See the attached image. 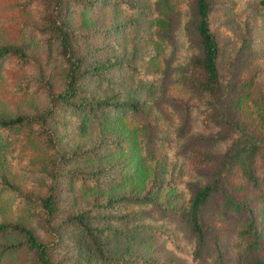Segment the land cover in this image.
Here are the masks:
<instances>
[{
  "label": "rangeland",
  "instance_id": "obj_1",
  "mask_svg": "<svg viewBox=\"0 0 264 264\" xmlns=\"http://www.w3.org/2000/svg\"><path fill=\"white\" fill-rule=\"evenodd\" d=\"M23 1L0 0V44L21 46L34 60L20 69L13 67L8 60L3 61L0 68L2 117L30 114L44 105L43 94L16 92L19 86L36 78L38 73L43 76L50 74L55 91H60L63 86L64 66L56 53V44H43L36 32L40 27L41 8L35 1L30 2L29 6H24ZM152 2L153 0H93L91 5L82 9L74 0L68 15L69 24L88 51L91 60L121 61L120 68L111 69L112 73L99 87L95 83L87 84V87L96 95L112 96L118 101L137 98L145 103L146 109L152 114L155 138L159 137V140L155 143L151 158L146 161L142 158L141 152L144 150L145 153L143 136L137 132L131 138L128 133L135 125L128 115L120 127L108 130L100 124L81 123L75 115L60 114L59 124L54 125L53 130L57 147L66 155L73 150L95 147L106 156L100 162L81 163L73 167L93 169L100 189L114 188L113 193L106 194L125 198L117 201L113 208L106 207L101 210L104 212L101 217H105L101 224L108 230L114 228L135 238L127 244L122 238H111L109 249L113 244H118L119 251H123L120 255L126 256L125 261L131 259L133 264H197L189 257L193 240L182 212L187 204V184L206 182V176L199 171L211 164L202 155L201 148H192L184 142L191 136L220 132L222 128L205 118L199 108L194 106L198 100L190 97L184 90L181 79V73H185L190 57L196 53L184 30V24L189 18L191 0H174L178 19L171 33V42L159 41L154 36L155 14ZM254 2L256 0H214L211 11L212 29L220 50L218 65L222 81L225 84L229 82L231 89L246 81L251 83L250 95L243 101L241 108L243 114L252 117L254 108L250 98L256 93L264 97V12H258L251 17L249 31L244 39L242 19L251 10ZM127 64L137 67L138 72L129 70L125 66ZM163 70L164 94L186 100L193 106L185 125L186 131H180L179 134L176 133V128L181 125L182 110L158 101V109L162 111V115H159L153 107L154 99L159 96ZM143 73L153 76L143 79ZM20 133L0 138V176L12 184L11 189L0 192V220L21 221L33 225L28 222L27 204L20 194L40 193V171L50 152L43 145L34 147ZM130 138L135 143L133 152L142 156V161H139L140 171L134 173V176V161L130 163L131 166H126L131 153L128 146L131 143ZM135 138L142 140V143L138 144ZM117 148H122L123 152L115 151ZM205 149L208 152H219L222 146H207ZM129 173H132V184L125 185L127 182L123 184L119 177ZM232 185L236 198L251 206L259 223L261 242L251 259L258 257L261 264H264V184L255 188L235 177ZM130 187L137 192L130 191ZM148 189V198L156 193L151 198L164 207L161 210L163 212L151 207L149 203L129 199L134 197L132 193L141 195ZM100 196L98 203L102 206L110 205L103 203L106 195ZM92 198V194L82 193L75 184L64 180L61 200L58 203L59 219L91 208ZM212 204L208 203L204 208L205 218L218 231L226 251L223 254L224 264H229L230 257L236 259L244 254L241 247L243 242L236 236L242 218L235 215L220 217ZM165 207L181 210V215L180 212H170ZM95 210L91 208L89 213L94 215L98 212L99 216L102 215V212ZM133 213H137L138 218ZM64 231L59 246L55 248L58 264H106L95 260L82 243L76 242L78 236L71 227ZM34 232L40 240L46 239L36 228ZM12 240L10 237L6 241ZM208 251L205 261L213 264L214 254L210 248ZM0 264H30L29 256L23 250H11L1 255Z\"/></svg>",
  "mask_w": 264,
  "mask_h": 264
},
{
  "label": "trees",
  "instance_id": "obj_2",
  "mask_svg": "<svg viewBox=\"0 0 264 264\" xmlns=\"http://www.w3.org/2000/svg\"><path fill=\"white\" fill-rule=\"evenodd\" d=\"M33 1L40 6L42 12L40 27L36 32L43 44L49 45L52 42L56 44V53L63 62V86L60 91H55L50 74L43 76L38 73L36 78L19 86L16 92L43 94L44 105L30 114L0 116V138H7L9 134L23 131L20 134L25 136V139L34 147L43 145L50 152L47 160L43 161L44 166L40 171L42 174L40 193L20 194L27 204L28 222L33 225H27L21 221L0 220V257L11 250L20 249L27 252L30 264H58L55 259V248L59 246L64 230L71 227L77 233L76 242L82 243L95 260H101L106 264H133L131 259L125 261L126 256L120 255L123 251H119L118 244H113L109 249V242L111 238H122L127 244L135 237L130 234L124 235L122 231L114 228L108 230L101 224V220L105 218L101 217L104 214L101 210L106 207L113 208L117 201L125 200V198L106 194L113 193L114 188L100 189L93 169L73 167L81 163L100 162L106 159V156L95 147L73 150L68 155L64 154L57 147L53 129L54 125L59 124L58 115L60 114L75 115L81 123L100 124L108 130L120 127L128 115L135 124L128 132L131 138L134 136L133 133L138 132L145 140L143 141L145 153L144 150L141 152L143 157L133 152L134 140L130 138L131 143L128 144L131 153L128 155L126 166H131L130 163L134 161V176V173L140 171L139 161H142V158L145 161L151 158L155 143L159 140V137L155 138L154 118L146 109L145 103L137 98L130 97L118 101L112 96L96 95L87 87V84L91 83L99 87L100 83L105 82L110 76L111 69L120 68L121 61L120 59L114 61L90 59L88 51L69 24V8L74 4V0H24L23 4L29 6V3ZM91 1L93 0H75L82 9L91 5ZM213 3L214 0H191L189 18L184 24L188 42L196 49V53L189 59L185 73H181L184 90L190 97L198 100L194 106L199 108L204 117L222 128L220 132L191 136L187 138V142H184L192 148H201L202 155L209 160L208 164H211L199 171L206 176V182L187 184L188 198L182 217L193 240L189 257L197 264H207L204 257L205 254L208 256L210 248L214 254L213 264H224L223 254L226 252L224 243L218 231L210 226L204 214L207 204L213 203L212 206L220 217L235 215L242 218L236 236L243 242L241 247L245 255L240 254L236 259L230 257L228 263L261 264L258 257L251 259L261 242L259 223L255 219L251 206L236 198L232 180L239 177L255 188L264 184V97L256 93L250 98L254 117L247 116L243 114L241 107L243 101L250 95L251 83L246 81L238 87L235 86V89L230 88L229 82L223 83L218 65L220 50L211 23ZM152 9L155 14L154 36L159 41L171 42V33L178 19L174 0H153ZM262 11L264 12V0H256L251 10L242 19L243 39L249 31L251 17ZM5 60L19 69L34 61L21 46L0 44V68ZM125 66L133 72H138L137 67L128 64ZM143 74V79L153 76V74ZM160 80L159 96L154 99L153 107L159 115H162V111L158 109V101H164L171 107L182 110L181 125L176 128V133L185 132V125L193 106L186 100L164 94V70ZM137 142L140 144L142 140ZM216 145L222 146L221 151L208 152L205 149L207 146ZM115 151L123 152V149L117 148ZM119 178L123 184L127 182L125 185L132 184V173L124 174ZM64 180L75 184L82 193L92 194L91 208L102 212V215L99 216L98 212L91 215L89 213L91 208H86L59 219L58 203L61 200ZM9 188H12V184L0 176V192ZM129 190L137 192L132 187ZM101 194L106 195L103 203L110 205L102 206L98 203ZM132 194L134 197L129 198L130 200L149 203L158 211L164 210V207L151 198L156 193L148 198L149 189L141 195ZM165 209L174 213L180 212L181 215V210H176L174 207H165ZM133 215L138 218L137 213ZM34 228L42 232L46 239L40 240ZM141 229L146 231L144 228ZM10 237L13 240L6 241Z\"/></svg>",
  "mask_w": 264,
  "mask_h": 264
}]
</instances>
